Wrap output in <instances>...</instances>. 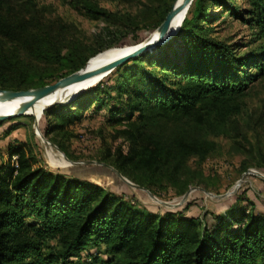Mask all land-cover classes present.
<instances>
[{
  "label": "trees",
  "instance_id": "trees-1",
  "mask_svg": "<svg viewBox=\"0 0 264 264\" xmlns=\"http://www.w3.org/2000/svg\"><path fill=\"white\" fill-rule=\"evenodd\" d=\"M70 1L106 21L122 19L94 0ZM174 1L162 7L157 26ZM246 1L193 0L178 31L166 41L121 63L110 78L45 108L43 134L108 103L109 123L135 120L136 129L125 130L132 138L128 154L99 160L147 186L138 169L169 165L173 150L159 135L142 138L149 118L191 115L208 99L242 94L264 74V42L239 52L236 43L213 36L207 28L227 10L256 25L254 39H264V0ZM24 3L35 11L38 27L26 39L32 56L42 63L66 64L69 73L83 67L90 57L78 47L63 52L42 25L35 0ZM3 15L0 9V33L16 37ZM111 44L100 45L92 56ZM38 75L39 64L0 49V88L44 85L32 84ZM14 153L17 166L9 158L0 162V264H264V209L245 191L207 220L178 206L156 210L88 177L34 164L20 146L9 147V156ZM100 244L106 257L99 256Z\"/></svg>",
  "mask_w": 264,
  "mask_h": 264
},
{
  "label": "rangeland",
  "instance_id": "rangeland-1",
  "mask_svg": "<svg viewBox=\"0 0 264 264\" xmlns=\"http://www.w3.org/2000/svg\"><path fill=\"white\" fill-rule=\"evenodd\" d=\"M94 1L116 11L122 19L106 21L101 16H92L70 0H35L42 25L63 52L78 47L84 56L91 58L100 45L112 43L99 52L131 46L137 43L133 41L156 28L162 7L172 0ZM234 2L248 4L246 0ZM0 9L4 12L2 18L16 30V37L0 33V49L26 62L39 64V75L32 84L51 83L69 73L70 67L66 64L42 63L32 56L26 39L38 31V27L33 15L35 11L28 9L24 0H0ZM207 28L213 36L236 43L239 52H249L264 42L263 38L254 39L256 25L236 18L227 10L221 11L219 18L209 22ZM114 70L102 79L110 78ZM27 95L21 94L23 98ZM107 112L108 103H104L98 110L86 109L81 118L67 123L64 128L56 127L46 136L55 145L37 135L35 117L31 114L0 120V162L9 158L17 166V153L9 156V147L20 146L34 164L88 177L107 188L125 192L128 198L156 210L178 206L207 220L212 218L213 211L224 210L240 191H245L257 207L264 209V177L248 171L253 169L264 174V74L251 82L242 94L220 100L208 99L203 109L191 115L149 118L142 138L159 135L173 150L167 162L169 165L154 171L138 169L137 174L140 173L147 183L143 186L158 199L172 204L181 201L190 187L199 186L174 206L163 204L147 190L125 182L105 164L89 161L100 158L114 161L119 152L128 154L132 146V138L125 130L134 132L137 121L109 123ZM41 117L38 130L43 133L46 121ZM52 120L58 119L52 117ZM66 156L80 162L72 163ZM240 177V184L232 193L214 195L226 193ZM98 249L99 256H107L104 244Z\"/></svg>",
  "mask_w": 264,
  "mask_h": 264
},
{
  "label": "water",
  "instance_id": "water-1",
  "mask_svg": "<svg viewBox=\"0 0 264 264\" xmlns=\"http://www.w3.org/2000/svg\"><path fill=\"white\" fill-rule=\"evenodd\" d=\"M193 0H175L172 4V7L169 9V11L167 12L164 20L156 27L154 33L152 35H147L145 36L142 40H140L137 43L132 44L131 46H129L127 49H125L123 52H121L120 54H118L117 56H115L113 59L99 64L97 66H88L89 63V59H87L85 65L73 72H70L60 78H58L56 81L51 82V83H46L44 85H40V86H36V87H31V88H27V89H7V88H0V96H5V95H21V94H29V98L26 100V102L20 106L16 111L13 112H9V113H0V120H3L5 118L14 116V115H20V114H29V112L27 111L28 107L37 99H39L40 97L48 94L51 91H54L58 88L61 89H65L67 88L70 84L75 83V82H82V81H88L86 83L80 84L78 86H76L74 89L69 90L68 93L69 94H65V99L63 101L68 100L70 97H72L74 94H76L78 91H80L82 88L87 87L92 85L93 83H95L96 81H98L100 78H102L103 76H106L108 74H110L118 65H120L121 63L125 62L126 60H128L131 57L136 56L137 54H139L140 52H142L143 50H146L150 47H153L159 43H162L164 41H166L168 38H170L172 35H174L180 25L178 27H176L174 30L170 31V27L172 25L173 19L175 17V15L182 9H188L190 4L192 3ZM59 100H54L51 103H49L46 108L48 106H50L51 104H54L55 102H57ZM34 126L36 129V133L38 136H42L43 140H46L48 143L54 144V142L50 141L48 138H46V136L43 133H39L38 132V121L37 119H35L34 122ZM67 157V156H66ZM68 158V157H67ZM69 159V158H68ZM70 162L72 163H76V162H80V161H76V160H71L69 159ZM89 161H93V162H99L102 164H105L106 166L112 168L116 174L123 179L125 182L131 184L134 187L137 188H141V189H145L147 190L150 195H152L154 198H157L150 189L146 188L145 186L138 184L132 180H130L128 177H126L120 170H118L115 166H113L112 164L105 162V161H100V160H94L91 159ZM248 171H253L258 173L260 176L264 177V174L261 172H258L256 170L253 169H248ZM242 177H240L237 182L233 185V187L231 189H229L226 193L224 194H214L212 192H209L211 194L217 195V196H223L226 194H230L232 193L236 187L240 184ZM199 187V186H193L190 187L184 194L182 197V200H185L186 197L188 196V194L191 192L192 189ZM158 199V198H157ZM161 203L166 204L168 206H174L179 204L181 201L172 204V203H168L166 200H162L159 199Z\"/></svg>",
  "mask_w": 264,
  "mask_h": 264
},
{
  "label": "bare ground",
  "instance_id": "bare-ground-1",
  "mask_svg": "<svg viewBox=\"0 0 264 264\" xmlns=\"http://www.w3.org/2000/svg\"><path fill=\"white\" fill-rule=\"evenodd\" d=\"M187 11H188V9H186V10L182 9L175 15V17L173 19V22H172V25L170 27V31L174 30L176 27H178L180 25V23H182L184 17L187 14ZM155 29L152 30L151 33H149V34L152 35L154 33ZM128 47L129 46H127L125 48H116V49H110V50H106V51H103V52H99V53L95 54L94 56H92L91 58H89L88 66L93 67V66H97L99 64L105 63V62L113 59L115 56H117L118 54L123 52ZM106 76H103V77H106ZM102 78H100V79H102ZM98 81H96V82H98ZM86 82H88V81L85 80V81H82V82H75V83L70 84L65 89L58 88V89H56L54 91H51L48 94H46V95L40 97L39 99H37L36 101H34L28 107L27 111L29 112V114L33 115L35 117V119H37V121H38L39 118L41 117L44 109L46 108V106L49 103H51L54 100L63 101L65 99V97H64L65 94H69L68 93L69 90H72L76 86H78L80 84H83V83H86ZM53 92H55V93L50 95ZM28 98H29V94L27 95L26 98H23L21 95L0 96V113H9V112L16 111L20 106H22L26 102V100ZM38 132L40 133L39 130H38ZM40 137H42V136H40Z\"/></svg>",
  "mask_w": 264,
  "mask_h": 264
},
{
  "label": "built area",
  "instance_id": "built-area-1",
  "mask_svg": "<svg viewBox=\"0 0 264 264\" xmlns=\"http://www.w3.org/2000/svg\"><path fill=\"white\" fill-rule=\"evenodd\" d=\"M15 164H17V161H16V163Z\"/></svg>",
  "mask_w": 264,
  "mask_h": 264
}]
</instances>
